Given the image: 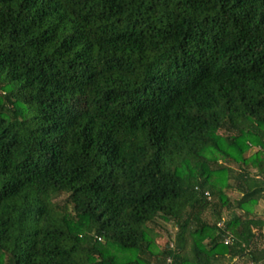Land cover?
Here are the masks:
<instances>
[{"label": "trees", "instance_id": "obj_1", "mask_svg": "<svg viewBox=\"0 0 264 264\" xmlns=\"http://www.w3.org/2000/svg\"><path fill=\"white\" fill-rule=\"evenodd\" d=\"M261 201L264 0H0V264H264Z\"/></svg>", "mask_w": 264, "mask_h": 264}, {"label": "rangeland", "instance_id": "obj_2", "mask_svg": "<svg viewBox=\"0 0 264 264\" xmlns=\"http://www.w3.org/2000/svg\"><path fill=\"white\" fill-rule=\"evenodd\" d=\"M256 148H253V151L255 150ZM229 194L231 196H235L236 194L233 192V191H230ZM255 211L258 212V213H264V201H261L259 202L255 207H254ZM166 226V230H168V232H173L174 231V228H173V225L170 223V224H167L165 225ZM160 234L162 235L163 238H165V232H160Z\"/></svg>", "mask_w": 264, "mask_h": 264}]
</instances>
